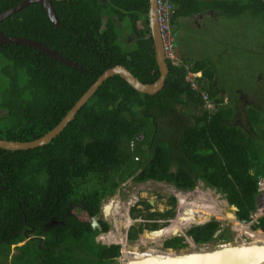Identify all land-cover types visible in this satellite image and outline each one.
<instances>
[{"label":"trees","instance_id":"trees-1","mask_svg":"<svg viewBox=\"0 0 264 264\" xmlns=\"http://www.w3.org/2000/svg\"><path fill=\"white\" fill-rule=\"evenodd\" d=\"M20 1L0 0V14ZM50 1L59 28L41 5L33 4L4 19L0 31L7 37L37 42L77 67L31 46H0L6 85L0 98L3 140L26 142L42 137L114 66H124L144 84L159 77L148 0ZM170 2L175 7L170 23L175 46L176 31L205 11H214L218 17L245 14L264 23L262 0ZM178 60L167 61L169 74L160 92L138 93L115 75L47 145L28 151L0 149V264H118L120 245L96 241L109 225L99 219L102 230L92 231L91 219L100 216L102 202L129 179L139 184L166 183L182 191L202 182L237 208L239 220L248 221L255 209L258 180L264 178V105L240 106L242 102L237 98L235 103L233 96L223 102V90L216 88L213 74L203 63ZM186 66L192 73L202 72L200 90L209 94L213 111L205 108L200 92L192 90ZM255 95L259 101V94ZM238 107L244 111L238 113L244 123L241 117L235 118ZM114 202L105 205L107 215L113 212ZM139 206L132 207L129 216L149 222L130 227L129 241L145 230L161 229L153 221L175 216L173 210L151 212L148 201ZM211 216L236 222L231 212L198 207L189 225L203 224ZM257 228L264 231V219ZM218 230L219 223L212 221L192 227L187 235L201 245L213 241ZM262 233L251 241L264 244ZM222 234L225 240L227 231ZM243 235L249 237L246 232ZM183 242L174 237L163 248L179 251L186 247Z\"/></svg>","mask_w":264,"mask_h":264},{"label":"rangeland","instance_id":"rangeland-1","mask_svg":"<svg viewBox=\"0 0 264 264\" xmlns=\"http://www.w3.org/2000/svg\"><path fill=\"white\" fill-rule=\"evenodd\" d=\"M176 32L178 36L176 45L177 47L182 45L180 51L183 54V58L189 61L198 60L214 75L215 84L217 85L216 88L223 90L221 94L222 96H226L223 102H228V99L230 100V97L233 96L235 103L237 102V98H239V102H242L239 105H244L245 107L248 104L253 105L259 102L256 100L257 96L255 95L259 94L258 100L262 98V104L264 105V23L260 18L252 19L245 14H241L235 18L226 16L218 17L215 12L206 11L202 15L188 19L184 27L182 26ZM128 39L129 41L131 40L130 36H128ZM2 68L3 65L0 62V98L2 91L6 87L3 74L1 73ZM240 93H244L248 98L241 97L242 94L240 95ZM246 101L247 103L243 104ZM236 112L235 118L239 119L241 117V121L244 123V116L238 114L244 111L238 107ZM2 113L4 111H0V114ZM196 189L207 193V188L201 182L197 183ZM179 193L172 185L166 183L148 181L139 184L133 183L131 179L127 180L117 189L113 197L106 199V202L103 203L106 205L113 200L115 201L113 203L114 210L110 215L104 216L100 212V216L97 217L98 220L100 219L109 225V230L97 236L96 241L105 245H120V251H123L124 255L120 252V257L116 259L118 264H124V262L121 263V258L126 256V254H129L126 259L131 258V255L135 256L137 250L138 252H145L149 249L155 252L164 251L162 248L163 242L173 238V235L168 234L169 236L166 238L160 237L156 241H152L148 239L149 236L144 238V236L150 233L145 230L135 240H128L127 235L130 227L137 228L139 224L147 223L143 222L144 220L141 217L136 220L131 219L129 212L133 206H138L141 201H148L149 203L153 202L151 212L173 210L177 213V203L172 205L170 201L171 198H175ZM210 193L213 196L216 195L214 191H210ZM192 196L193 193L189 195V199H192ZM199 205L201 206V203ZM137 209H141V207L138 206ZM215 210H222L223 213L231 212L234 216L236 212L234 208L223 205L211 209L212 212ZM184 211L182 212L181 209L180 214L173 223L179 221V219L186 221V217L188 216L189 224L196 212V207H190ZM170 220H174V218ZM212 220L219 222L221 228L227 231V238L224 240L221 237V233H219L208 245L200 247L204 250H213L221 245L239 244V239L246 240L243 233L250 232V229L245 228L243 224L240 225L237 222L230 223L227 220L215 216H211L206 222L208 223ZM164 226L168 227L169 225H159V227ZM233 227L239 233L235 232ZM185 228L188 227L185 226ZM185 233L186 230L184 231ZM104 237L106 239H103ZM21 245L19 244L18 246ZM189 251H191L190 247L177 252L175 251L178 253V256L175 254L173 257H180L182 254L189 253ZM15 252L13 251L12 254ZM165 252L169 253L172 251Z\"/></svg>","mask_w":264,"mask_h":264},{"label":"water","instance_id":"water-1","mask_svg":"<svg viewBox=\"0 0 264 264\" xmlns=\"http://www.w3.org/2000/svg\"><path fill=\"white\" fill-rule=\"evenodd\" d=\"M264 3V0H262ZM39 4L44 8V11L49 18L50 22L56 27L59 28L60 23L56 16L55 10L52 6L50 0H21L17 5L7 9L6 11L0 14V23L10 17L11 15L19 12L20 10L33 5ZM149 4V28L151 31L155 61L159 69V77L157 80L151 84H144L139 81L128 69L124 66L118 65L110 69H107L102 73L101 76L89 87V89L81 96V98L75 103V105L69 110L66 116L60 121V123L50 130L48 133L42 137L26 142L20 141H7L0 138V149L7 151H28L43 147L50 143L53 139L58 137L66 126L74 120L75 116L79 110L91 99V97L96 93V91L111 77L118 75L122 78L132 89L136 92L146 95H154L160 92L164 85L166 78L169 74V69L165 61L162 49V39L157 22V11H156V0H148ZM4 44H21L27 45L34 48H37L44 52L46 55L51 58L61 62L62 64L69 67H77V64L72 61L56 54L49 48L31 41L25 38L18 37H7L0 31V46ZM178 56H180L179 50H176ZM153 206V202L149 203ZM237 211L236 207H233ZM91 229L92 231H101V225L98 222L97 217H92L91 219ZM258 246L255 245H243V244H234V245H224L217 247L214 250L209 252L202 253V251L191 252L188 254H182L180 257H154L147 256L141 259H132L128 264H247L248 260L251 259L254 252H257ZM259 246L258 248H262ZM247 250V251H246ZM172 251V250H167ZM173 252V251H172ZM263 254V253H262ZM258 260L250 264H258ZM259 264H262L261 262Z\"/></svg>","mask_w":264,"mask_h":264},{"label":"built area","instance_id":"built-area-1","mask_svg":"<svg viewBox=\"0 0 264 264\" xmlns=\"http://www.w3.org/2000/svg\"><path fill=\"white\" fill-rule=\"evenodd\" d=\"M156 11H157V22H158V26H159V30L161 34L162 49H163V55H164L165 61L166 62L167 61L169 62L177 61L178 57H177L176 46L174 42L175 37L172 33V29L170 26L171 18L175 12V7L170 2V0H156ZM185 69L190 78V82H191L190 86L192 90L193 91L199 90V86L201 83L198 82L197 78L201 77V74L192 73L190 71V66H186ZM201 95L204 101L205 108L209 111H213L214 105L209 101L207 94L204 92H201ZM258 192H259V195L257 196V199H256L255 210L250 212L249 220L240 221L243 224L246 223L248 228L259 226L261 224V221L264 219V178H261L258 181ZM181 202L185 204L187 203L186 199L180 200V203ZM191 204H193V202ZM208 206L211 207L210 204ZM104 208H105V204L102 205L101 212L104 216H108L105 213ZM113 210H114V207H113ZM143 222L148 223L149 221L144 220ZM168 222L171 223V221H168ZM175 236H181V235L179 234L173 235V237ZM186 239H187V242L190 243V240L188 238Z\"/></svg>","mask_w":264,"mask_h":264},{"label":"clouds","instance_id":"clouds-1","mask_svg":"<svg viewBox=\"0 0 264 264\" xmlns=\"http://www.w3.org/2000/svg\"><path fill=\"white\" fill-rule=\"evenodd\" d=\"M176 50H177V48H176ZM177 57L178 58H182L183 56H178L177 55ZM167 63V62H166ZM200 74H201V72H199ZM202 78V74H201V77H199V78H197V80L198 79H201ZM199 83H201L200 85H202V83H203V81H201V82H199ZM195 92H200V96H201V98H202V95H201V92H204V91H201L200 90V86H199V90H197V91H195ZM204 93H206L207 94V96H209V94L205 91ZM243 98H245V97H243ZM208 99H209V97H208ZM203 100V99H202ZM209 101H210V99H209ZM228 101H229V99H228ZM211 102V101H210ZM212 103V102H211ZM263 178V177H262ZM261 179V178H260ZM259 179V180H260ZM258 180V181H259ZM159 183V182H158ZM202 183V182H201ZM203 184V183H202ZM203 186H204V184H203ZM196 187H197V185L193 188V189H191V190H188V191H182V190H178V189H176L175 187V190H178V192H180L179 194H177L176 196H175V199H176V203H177V213H175V216L173 217L174 218V220H170V219H168V220H159V221H157L158 223H159V225H163V224H166L167 226L169 225H171L172 223H173V221H175L176 220V218H177V216L180 214V212H181V209H182V212H185L184 210L185 209H187V208H190V207H192V208H194V207H203V208H205V209H209V210H211V209H215V208H218V206H220V205H223V206H227V207H235V206H230L229 205V203H228V201L224 198V196L221 194V193H219V192H217L215 189H211V188H207V193H204V192H202L201 190H198V189H196ZM205 187V186H204ZM210 191H214V194H216L215 196H213V194L212 193H210ZM191 193H193V196H192V199H189V195L191 194ZM115 195V194H114ZM258 195H259V192H258ZM183 199H186V201H187V199H188V201H187V203L185 204V203H180V200H183ZM218 199H220L218 202H217V200ZM257 199V198H256ZM104 202H106V201H103L102 202V205H103V203ZM193 202V204H191ZM199 203H201V206L199 205ZM184 204V205H183ZM211 205V207H209L208 205ZM102 205H101V207H102ZM206 206H208L207 208H206ZM255 206H256V202H255ZM133 207H138L137 205H135V206H133ZM255 210V209H254ZM253 210V211H254ZM100 211H101V209H100ZM177 214V215H176ZM216 217V216H215ZM172 219V218H171ZM235 219H236V222L237 223H239V224H241L242 222H240V221H244V220H239L237 217H236V215H235ZM134 220V219H133ZM249 220V219H248ZM168 221H171V223L170 222H168ZM212 221H215V220H212ZM211 221V222H212ZM161 222V223H160ZM217 222V221H216ZM207 222H204L203 224H199V225H189V226H187L188 228H186L185 230H186V233L184 234V232H183V234H180L179 233V235H181V236H175V237H180V238H183V240H184V244L186 245V247L184 248V249H186V248H188V247H190V249H191V251H189V252H198V251H203L204 249H201L200 247H205L206 245H208V243H205V244H201V245H196L195 243H194V241H193V239L191 238V237H189L188 235H187V232L192 228V227H196V226H201V225H204V224H206ZM209 223V222H208ZM219 223V222H218ZM143 224V223H142ZM244 224H246V223H244ZM165 227V226H164ZM164 227H161V229L162 228H164ZM234 228V227H233ZM249 229H251V230H255V231H258V230H261L260 228H257V226H254V227H251V228H249ZM160 230V229H159ZM223 230H225V229H222L221 228V226H220V230H218L217 231V233L215 234V238L217 237V235L219 234V233H221V237L223 238L224 237V235L222 234L223 233ZM234 231L235 232H238L235 228H234ZM262 231V230H261ZM262 232H264V231H262ZM239 233V232H238ZM102 234V233H101ZM245 236V239L246 240H242V239H239V241H240V243H245V244H249V243H251V238H249V237H247L246 235H244ZM174 238V237H173ZM186 238H188L189 240H190V243L189 242H187V239ZM29 239H31V238H29ZM171 239V238H170ZM169 240V239H168ZM166 241V240H165ZM22 245L24 244V243H21ZM229 245V244H228ZM231 245V244H230ZM244 245V244H243ZM222 246V245H221ZM193 248V249H192ZM167 250H172V249H166L165 251H167ZM214 250V249H213ZM180 251V250H179ZM209 251H211V250H209ZM173 252H175V250H173ZM177 252V251H176ZM121 255V254H120Z\"/></svg>","mask_w":264,"mask_h":264},{"label":"bare ground","instance_id":"bare-ground-1","mask_svg":"<svg viewBox=\"0 0 264 264\" xmlns=\"http://www.w3.org/2000/svg\"><path fill=\"white\" fill-rule=\"evenodd\" d=\"M196 209H197V207H196ZM186 218H187L186 221H184L183 219H179V221L172 223L168 227H164V228H162L160 230H157V231H154V232H150L149 235L147 234L146 236H144V238L149 236L148 237L149 240L156 241L160 237L166 238L169 235H174L176 233H181L184 230V228L187 225V223L189 222L188 216ZM192 222H193V218H192V220H191L190 223H192ZM245 228H248L247 224L245 225ZM249 231L250 232H246L248 234L249 238L254 237L255 234H257V233H262V232L254 231V230H251V229ZM262 234H264V233H262ZM239 244H242V243H239ZM244 245H255V246H258V247L259 246H263L262 248L256 247L258 251L257 252H254L253 256H251V259L248 260L247 264H250V263H252L254 261H257V260H258L259 263L261 262L262 264H264V244H260V243L255 244L254 242L251 241V243L244 244ZM205 252H209V250H203L202 251V253H205ZM189 253H191V252H189ZM193 253H195V252H193ZM175 254L177 255L178 253H176V252L166 253L165 251L155 252L152 249H149V250H146L145 252H138V250H137L135 252V256L134 255H131V256L134 257V259H141L143 257H147V256H150V255L151 256H154V257L166 258V257H173ZM180 254H182V253H180ZM186 254H188V253H186ZM122 255H124L123 254V251H122ZM127 256H129V254L128 255L126 254V256H123L121 258V263L124 262V264H128V262H130L133 259L132 257L126 259Z\"/></svg>","mask_w":264,"mask_h":264},{"label":"crops","instance_id":"crops-1","mask_svg":"<svg viewBox=\"0 0 264 264\" xmlns=\"http://www.w3.org/2000/svg\"><path fill=\"white\" fill-rule=\"evenodd\" d=\"M205 12H206V11H205ZM205 12H204V13H205ZM210 12H214V11H210ZM215 13H216V12H215ZM202 14H203V13H202ZM202 14H200V15H202ZM198 16H199V15H198ZM206 16H207V15H206ZM192 18H193V17H192ZM190 19H191V18H190ZM176 48L179 50L180 55L183 56L182 52L180 51V46H178V47L176 46ZM197 61H198V60H197ZM201 73H202V72H201ZM213 83H215L214 75H213ZM215 86H216V85H215ZM241 94H242V93H240V95H241ZM242 95H243V96H242ZM242 95H241V97H247V95H245L244 93H243ZM223 97H226V96H223ZM247 98H248V97H247ZM259 102L262 103V102H263V99L260 98V99H259ZM261 111L263 112V115H264V109H263V108H261ZM263 120H264V119H263ZM112 197H113V196H112ZM107 199H108V198H107ZM105 200H106V199H105ZM105 200H104V201H105ZM172 251H173V250H172Z\"/></svg>","mask_w":264,"mask_h":264},{"label":"flooded vegetation","instance_id":"flooded-vegetation-1","mask_svg":"<svg viewBox=\"0 0 264 264\" xmlns=\"http://www.w3.org/2000/svg\"><path fill=\"white\" fill-rule=\"evenodd\" d=\"M243 103L246 104L247 101H246V102H243ZM139 202H140V201H139ZM141 202H142V201H141ZM139 205H140V203H139ZM139 205H138V206H139ZM140 207H141V206H140ZM137 219H138V218H137ZM135 220H136V219H135ZM164 242H165V241H164ZM164 242H163V244H164ZM162 248H163V246H162ZM192 249H193V248H192ZM163 250L165 251L166 249L163 248Z\"/></svg>","mask_w":264,"mask_h":264}]
</instances>
